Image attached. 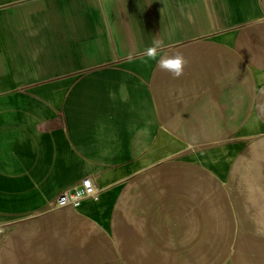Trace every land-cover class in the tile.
Wrapping results in <instances>:
<instances>
[{
    "label": "crops",
    "instance_id": "crops-1",
    "mask_svg": "<svg viewBox=\"0 0 264 264\" xmlns=\"http://www.w3.org/2000/svg\"><path fill=\"white\" fill-rule=\"evenodd\" d=\"M156 39L159 56L188 59L180 78L143 62ZM173 140L196 151L163 146ZM216 149L231 152L227 169L192 160ZM179 152L201 186L191 202L142 201L144 225L123 231L124 246L156 254L189 226L201 245L232 235L224 264H264V0H0V226L51 212L86 177L96 200L38 216L66 221L63 210H76L100 225L85 240L76 229L0 234V264H82L98 247L114 254L103 232L125 181ZM224 201L236 203L229 223ZM182 203L197 205L179 215Z\"/></svg>",
    "mask_w": 264,
    "mask_h": 264
},
{
    "label": "rangeland",
    "instance_id": "rangeland-1",
    "mask_svg": "<svg viewBox=\"0 0 264 264\" xmlns=\"http://www.w3.org/2000/svg\"><path fill=\"white\" fill-rule=\"evenodd\" d=\"M163 146H166L168 148L178 147L179 150H182V147H184L185 149L187 146H191V148L196 151V144L193 145V143L189 141L180 142L178 140H173L168 141L167 143L163 142ZM223 150L224 149L220 151L226 154L225 151L227 150ZM205 152H208V150ZM200 153H195V156L192 157V160L196 161L206 168H209L207 166L208 164L204 163L206 160H208V158H206L205 156L203 157V154ZM180 156L181 153L179 152L174 157L162 159L160 163L154 165L153 167L146 168L145 170H143V172L136 174L125 181L126 184L124 183L125 185L123 186V190H121L117 195L118 205L116 206L113 218L109 221L110 225L108 222V228H103L105 231L103 233L107 234L106 238L104 239L109 240V242H113L114 244V254H111L109 252L106 254L103 247H98V252L96 253L82 252V264H111L113 262L115 264H142L143 261L145 262V264H224L227 262L228 250L230 242L232 240V235L228 238V236H223V234H225L224 232H221L222 236L220 234L218 235L219 237L217 239V246L213 245L212 243H208V246H206L204 243V245H201L202 240L200 239V234L197 233V231H194L193 227L191 228L188 226L187 228L180 230L176 234L177 236H174L173 239L167 237L165 238L166 240L163 239L161 243H157L159 244L156 248L158 252L156 254L149 255L130 252L128 248L124 246V243H122V236L124 234L123 231H125L127 228H131L132 226L144 225L143 222L141 223L140 220L138 221V219H140L144 214H141V211L143 212L142 206L140 205L142 201H170L171 196H176L175 198L177 199V201H192L191 199H189V195L191 197V195H193L195 191H197L195 187L199 188L201 186L202 175L197 169L189 167V165L186 164L187 162L185 160H181ZM230 156L232 157V154ZM209 161L214 162V164L216 165V163L219 161V158L216 160L209 159ZM229 164L230 163H228L226 167L224 165H220V167H224L227 169ZM162 168L163 170L160 172ZM216 169L218 172L221 171L219 167H217ZM225 172L220 177L224 176ZM173 182L174 184L176 183V186L172 185ZM131 183H133L132 186ZM171 191L174 193L169 194ZM149 196L153 197L149 199ZM200 201L201 198L199 194L198 202L196 203H199ZM224 202L227 213V223H229V221H233L235 219L236 215L234 214V210L236 203L235 201ZM182 205L183 207L178 205L179 215H181L182 213H190L193 206L195 207L197 204L187 207L185 203H182ZM44 208L42 210H44ZM243 209H245V212L247 213L248 206H245ZM42 210L35 213L33 218L31 219H26L21 222L8 223L6 225L0 226L1 235H7L11 230H14L16 228L20 230L31 228L36 232H39V236L41 238L44 235V233L41 234V231L76 229L82 232V234L80 235V240H85L86 238L90 237L89 232H93L91 230L94 229V226H100L95 222H87L75 218L74 216L79 215H75L74 212H77L76 210H63V212L65 211L64 213L68 214L65 219L66 221H61L57 217L52 219H44L43 216L40 217L38 215L57 214L60 213V211L55 210L48 212L47 210ZM178 217L185 218V216ZM233 224V227L239 225V223L235 221ZM179 226L180 223L176 227L178 228ZM176 227H174L175 231ZM244 227L250 230V228L246 224H244ZM235 228H237V226L232 228L233 231H231V233L234 232ZM98 239H100L99 234ZM104 239L102 240L104 241ZM148 240L151 242V238H149ZM72 249L64 248L62 250L63 256L66 255L67 257L70 256L71 258L73 254H69L68 250L71 251ZM32 251L34 252V249ZM78 257L79 255H77V258ZM39 263H41L40 260Z\"/></svg>",
    "mask_w": 264,
    "mask_h": 264
},
{
    "label": "built area",
    "instance_id": "built-area-1",
    "mask_svg": "<svg viewBox=\"0 0 264 264\" xmlns=\"http://www.w3.org/2000/svg\"><path fill=\"white\" fill-rule=\"evenodd\" d=\"M99 195V189L94 184L91 177L82 179L77 185L61 191L48 209L50 211L77 208L84 199L90 198L96 200ZM1 234V230H0Z\"/></svg>",
    "mask_w": 264,
    "mask_h": 264
},
{
    "label": "clouds",
    "instance_id": "clouds-1",
    "mask_svg": "<svg viewBox=\"0 0 264 264\" xmlns=\"http://www.w3.org/2000/svg\"><path fill=\"white\" fill-rule=\"evenodd\" d=\"M163 42L159 39L153 41L151 47L146 51L147 60L143 62L148 63V60L157 61V66L160 70L172 75L173 78H180L188 65V59L181 52H176L172 55L159 56V50L162 48Z\"/></svg>",
    "mask_w": 264,
    "mask_h": 264
},
{
    "label": "bare ground",
    "instance_id": "bare-ground-1",
    "mask_svg": "<svg viewBox=\"0 0 264 264\" xmlns=\"http://www.w3.org/2000/svg\"><path fill=\"white\" fill-rule=\"evenodd\" d=\"M259 126V125H258ZM254 127V126H253ZM252 127V128H253ZM259 128V127H258ZM251 129V128H250ZM254 129H256V127H254ZM189 145V144H188ZM221 145V144H220ZM174 148V147H173ZM220 150H222V149H216V150H213V151H211V150H209V153H208V155H205V154H203V155H205V157L206 158H208V160H206V161H209V159H214V160H216V159H218L219 158V161L216 163V166H220V165H224L225 167H226V165L228 164V163H230V158H231V154H230V151H225V153L226 154H224V153H222ZM224 151V150H223ZM230 160V161H229ZM206 161L204 162L205 164H206ZM210 162H212V161H210ZM212 163H214V162H212ZM92 178V177H91ZM93 179V178H92ZM95 184V183H94ZM210 204V203H209ZM239 205V204H238ZM208 206V205H207ZM210 206V205H209ZM167 208V207H166ZM210 208V207H209ZM208 208V209H209ZM211 208H213V206L211 207ZM215 209V208H214ZM213 209V210H214ZM203 210V209H202ZM243 211V210H242ZM254 211V210H253ZM208 212V211H207ZM210 212V211H209ZM264 212V211H263ZM243 215V214H242ZM247 218V217H246ZM215 219H216V217H215ZM210 220V219H209ZM211 222V221H210ZM221 222V221H220ZM251 223H253L252 221L250 222V224ZM222 224V223H221ZM211 226V225H210ZM249 227V226H248ZM256 228V227H255ZM192 230V229H191ZM214 232V231H213ZM160 235V234H159ZM180 237V236H179ZM163 238V237H162ZM137 261V260H136ZM131 263V262H130Z\"/></svg>",
    "mask_w": 264,
    "mask_h": 264
}]
</instances>
